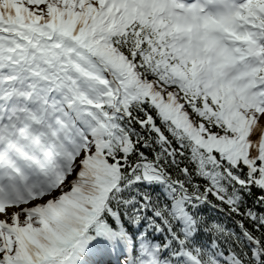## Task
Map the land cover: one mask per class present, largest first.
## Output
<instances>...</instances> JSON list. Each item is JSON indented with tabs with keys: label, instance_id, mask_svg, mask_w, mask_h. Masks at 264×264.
Returning a JSON list of instances; mask_svg holds the SVG:
<instances>
[{
	"label": "snow or ice",
	"instance_id": "6c2138e0",
	"mask_svg": "<svg viewBox=\"0 0 264 264\" xmlns=\"http://www.w3.org/2000/svg\"><path fill=\"white\" fill-rule=\"evenodd\" d=\"M0 264H264V0H0Z\"/></svg>",
	"mask_w": 264,
	"mask_h": 264
}]
</instances>
